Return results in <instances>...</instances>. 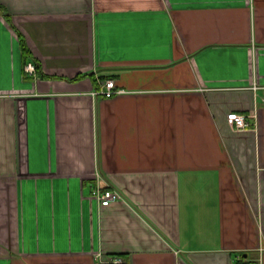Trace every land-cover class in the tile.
I'll return each mask as SVG.
<instances>
[{
	"label": "crops",
	"instance_id": "0c3cea01",
	"mask_svg": "<svg viewBox=\"0 0 264 264\" xmlns=\"http://www.w3.org/2000/svg\"><path fill=\"white\" fill-rule=\"evenodd\" d=\"M0 5V264H264V0Z\"/></svg>",
	"mask_w": 264,
	"mask_h": 264
},
{
	"label": "built area",
	"instance_id": "2783aa9c",
	"mask_svg": "<svg viewBox=\"0 0 264 264\" xmlns=\"http://www.w3.org/2000/svg\"><path fill=\"white\" fill-rule=\"evenodd\" d=\"M24 72L28 75H36V67L32 61H28L24 65ZM125 92V89L118 88L114 79L107 78L100 82V88L93 91L94 95H102L104 97H112L116 94ZM227 119L236 130H246L252 126V123L246 118V115L231 111L227 114ZM92 194L96 197L100 205H108L110 202L120 198V193L113 188H103L99 185L92 189ZM113 264H122L123 258L116 256L111 259Z\"/></svg>",
	"mask_w": 264,
	"mask_h": 264
},
{
	"label": "trees",
	"instance_id": "16d2710c",
	"mask_svg": "<svg viewBox=\"0 0 264 264\" xmlns=\"http://www.w3.org/2000/svg\"><path fill=\"white\" fill-rule=\"evenodd\" d=\"M0 12H4V8L0 5ZM21 49H22V54H23V57H24V62L28 61V60H32L35 64V67H36V71L40 74V76H44L42 73H41V69H40V65L39 63L36 61V59L32 56V53L30 51V49L27 47L26 43L21 40ZM84 76H87V74H77L75 77H73V79H78L80 77H84ZM92 80L95 81L93 75L90 73L89 75ZM103 78H106V77H103Z\"/></svg>",
	"mask_w": 264,
	"mask_h": 264
}]
</instances>
